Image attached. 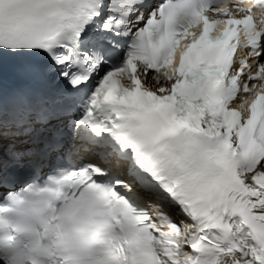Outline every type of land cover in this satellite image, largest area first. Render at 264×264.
I'll list each match as a JSON object with an SVG mask.
<instances>
[{"label":"snow or ice","instance_id":"1","mask_svg":"<svg viewBox=\"0 0 264 264\" xmlns=\"http://www.w3.org/2000/svg\"><path fill=\"white\" fill-rule=\"evenodd\" d=\"M0 264H264V0H0Z\"/></svg>","mask_w":264,"mask_h":264}]
</instances>
